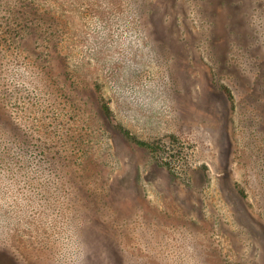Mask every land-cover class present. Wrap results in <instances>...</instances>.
<instances>
[{
  "label": "rangeland",
  "instance_id": "rangeland-1",
  "mask_svg": "<svg viewBox=\"0 0 264 264\" xmlns=\"http://www.w3.org/2000/svg\"><path fill=\"white\" fill-rule=\"evenodd\" d=\"M0 264H264V0H0Z\"/></svg>",
  "mask_w": 264,
  "mask_h": 264
}]
</instances>
